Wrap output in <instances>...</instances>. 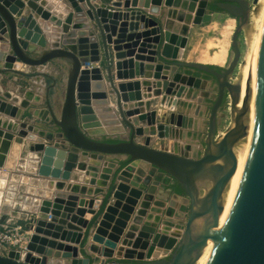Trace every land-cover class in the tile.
Segmentation results:
<instances>
[{
	"label": "water",
	"instance_id": "1",
	"mask_svg": "<svg viewBox=\"0 0 264 264\" xmlns=\"http://www.w3.org/2000/svg\"><path fill=\"white\" fill-rule=\"evenodd\" d=\"M258 1L215 2L219 10L239 20L232 36L234 58L227 68L218 70L212 64L169 60L162 51L169 36L164 31L162 15L170 18L179 9L182 11L179 15L190 25L194 15L198 21L213 12L210 7L213 0H0V63L21 70L22 65L38 67L54 60L70 62L59 114L52 106L49 89L43 111L40 108L31 111L28 100L0 95V126H5V115L19 121L10 123L9 128L37 132L36 127L23 119L31 115L40 117L42 122L51 121L57 127V132L47 133V137L63 140L66 144L62 148L86 156L93 154L99 160L104 156L112 159L103 168L92 169L88 184L58 182L57 187L64 190L57 192L54 200H43L41 207V212L50 215V223L44 222L50 228H66L81 235L84 226L75 223L74 216L83 197H94L85 218L91 223L94 217L99 218L86 240L88 244L92 238L101 245L94 247L100 256L95 264H196L204 248L217 236L224 210L222 196L237 169L234 148L243 140L241 164L235 175V198L207 264H264V30L243 127L224 142L218 134L219 112L228 96L232 118L238 121L235 112L241 86L231 81V75L242 56L239 33L249 23L252 4ZM49 5L58 12H52ZM146 18L158 26L160 46L152 47L150 42L131 44L143 33ZM90 21L95 22L98 36L90 31ZM45 22L62 30L61 45L50 44L47 33L52 28L45 29L42 26ZM28 27L32 28L31 35L26 33ZM88 43L94 44L95 53L84 50ZM101 44L108 84L98 98L113 105L111 111L119 127L112 129L105 128L95 104L83 103L79 97L83 72L90 61L100 60ZM123 44L126 49L115 50ZM204 74L216 80L217 97L210 109L205 149L199 156H193L184 153L178 141L183 115H177V111L184 106L182 98L186 93L190 97L194 90L206 85L208 79ZM106 88L114 103L108 101ZM156 105L166 112L157 115L153 110ZM126 128L129 138L111 141L115 139L111 134L124 132ZM141 135L154 140L169 139V147L159 149L153 143H142L137 139ZM124 162L127 164L123 165ZM174 182L181 192L171 187ZM157 193L182 198L186 205L182 209L188 210L186 220L172 217L175 214L172 201L166 217L155 219L161 224L158 230L155 223H144ZM61 195L64 199L58 198ZM108 195L113 196V203L107 202L99 213ZM17 199H22V195ZM155 204L163 205L160 201ZM178 215L184 216L182 210ZM7 219L8 214L3 213L0 225ZM130 249L140 250L146 259L134 258L128 254L132 252ZM44 251L0 254V264H45ZM115 254L124 255V259L116 258Z\"/></svg>",
	"mask_w": 264,
	"mask_h": 264
},
{
	"label": "rangeland",
	"instance_id": "2",
	"mask_svg": "<svg viewBox=\"0 0 264 264\" xmlns=\"http://www.w3.org/2000/svg\"><path fill=\"white\" fill-rule=\"evenodd\" d=\"M252 1L253 0H250V2ZM252 6L251 11L256 7V4H252ZM223 14L224 15L219 19L218 23H214V20L216 19L205 20L204 18H201L194 26L196 32L191 34V40L185 47L184 57L188 60L184 61H201L202 63L221 65L224 66L223 68H227L229 66L235 55L231 42L233 34L230 35L231 31L226 32L227 34L223 31L226 27L227 21L229 20L228 19L224 23L228 13L225 12ZM178 15L179 12L177 11V14H175L173 18ZM164 16L165 15L163 14L162 17ZM235 22L236 29L239 24V20H235ZM43 25L47 30L52 28V31L47 33L50 44L54 46L61 45L63 39L62 30L60 31V28L53 24H49L48 26L46 22L43 23ZM248 25L249 23L244 27H247ZM90 26V31L98 36L99 33L95 22L90 21ZM244 27L239 33V44L242 51L239 64L244 60L245 51L247 49L245 42L247 34L246 28ZM29 29L32 30V28ZM98 39L100 42L99 37ZM220 41H225V53L222 60H219L218 58ZM33 54H35V52H33ZM84 58L89 60V57ZM239 64L231 75L232 82H237L239 76ZM69 65L70 62L68 60H54L38 67L24 65L21 70H12L5 64L0 63V68H3L4 70L0 72V95L6 96V94H9L11 97H19L20 100L29 101V99H25V96H32L34 93L39 94L40 92H45L46 87L48 88L51 84L50 82H52L51 78H47V75L45 74H50L52 79L54 78L55 84L51 87L49 97L54 110L59 114L65 96ZM20 71L27 73H23L24 75L20 76L17 74ZM204 76H206V74H204ZM83 78L87 79L91 84L88 85L86 83L85 88H88L90 94L95 98H92V102L94 104L97 102L96 98L98 99V95L103 93L102 90L104 89V85L108 84L107 62L102 44L100 45V60L90 61L88 63L86 71L83 72ZM207 79L208 81L206 85L198 89L201 93V97L203 96L201 101L203 103L201 110V117L203 118V121H200V128L202 129V132L200 133L202 137L200 154L203 153L205 149V139L208 131V119L211 105L217 97V83L209 76ZM56 87H58L57 91L54 89ZM105 92L108 95V101L110 103H114L113 95L108 93L107 88L105 89ZM205 92H207V95H205ZM81 102L91 103L90 101L82 100ZM111 105L112 104H110V106ZM41 107L45 109V103H42ZM111 107L113 108V105ZM156 107L161 106L156 105L153 109L156 111L157 115H160L161 113L159 111L157 112L158 109H156ZM183 107L177 111V115H183ZM34 109H36V107H33L32 104H30V110L33 111ZM0 116L2 115L0 114ZM3 118L7 121L5 126H0V170H4L7 173V178H0V214L2 215L3 213H6L8 214V219L13 217V219L18 220V222L22 221L23 226H25L29 232L27 235V243L23 246V248H13L11 251H33L37 253V249H44L45 251L42 255L47 258V262L45 264H76L77 261L71 257L74 255L76 257H82L83 255L79 251L77 243L81 235L79 236L78 233L70 231L66 228H50V226L47 225L50 223V215L41 212L42 202L43 200H54L56 193L64 190V188L59 189L57 187L58 182L78 184L79 186L88 184V181L92 178V169L95 167L103 168L106 166L107 162L112 159L111 157L104 156L101 160H99L100 163L97 161L89 162L88 159L83 160L82 157H80L86 156L81 152L75 153L71 149L62 148L61 145L66 144L63 140H58L56 138L49 139L47 137V133L55 134L57 132V127L51 121L42 122L40 117H34L32 115L26 116L23 121L38 129L37 132H33L22 128L13 130L9 128V124L11 123L12 125L19 121H16L15 119L13 120V117L11 116L9 117L3 115ZM233 125L231 98L228 96L219 112L218 134H220V137H224L225 133ZM111 136L118 140H124L129 138V130L126 128L124 132L111 134ZM102 138H104V136H102ZM137 139L142 143H159L157 146L162 147V149L169 147V139H155L152 141L151 138L148 139V137L144 135L138 136ZM184 150L186 149H183V151ZM87 156L94 155L89 154ZM7 167L8 169L5 170ZM81 178H83V181L80 180ZM10 189H15L16 192H14L18 197L22 195V199H16V201L20 203L16 207L4 204L5 195ZM58 198L64 199V196L61 195L58 196ZM84 198L85 200L81 205L88 206L92 203L91 206H93L94 202H90L88 199H93L94 197L86 196ZM113 200V196H110L108 204L113 203ZM81 205L77 210L78 212L74 216V220L77 224L85 226L87 223L85 214L89 208L84 210V206ZM183 205L186 206L184 203ZM174 206H176L175 214L172 217L177 220L185 221L188 210H183L182 206L179 204H175ZM179 210H182L184 216L178 215V212H180ZM152 213L156 214L157 212L153 211ZM165 215L166 211L160 215L161 219H164ZM97 218L91 223L90 227L99 222V218ZM156 218L157 216H155L150 222L158 225L156 227L154 226V228L158 230L161 224L155 220ZM88 236L89 235H87L84 239L85 241L83 240V247L87 245L86 240ZM91 241H93L92 238ZM130 255L133 256V254ZM97 256H99L98 252ZM119 258L124 259V255ZM134 258L146 259L140 250H138V253Z\"/></svg>",
	"mask_w": 264,
	"mask_h": 264
},
{
	"label": "crops",
	"instance_id": "3",
	"mask_svg": "<svg viewBox=\"0 0 264 264\" xmlns=\"http://www.w3.org/2000/svg\"><path fill=\"white\" fill-rule=\"evenodd\" d=\"M108 2H111L112 0H105ZM178 12H180L181 10L177 9ZM52 12H58L54 7L51 8ZM182 12V11H181ZM223 13H225L224 11H213L210 13V15L206 16L205 20L208 19H216L214 20V23H218L219 19L222 18V16L224 15ZM165 16L162 17V22H163V27H164V31H168L169 32V36L167 38V40L165 41V43L163 44V52H165V54L168 56L169 60H188L186 59L185 56V47L186 45H188L189 41L191 40V34L196 32V29L194 28V26L200 21H196L195 19H197V16L194 15V20L191 23V25H187L184 22V17L183 16H177L175 18L172 17H167L166 14H164ZM232 16H230L229 14H227L224 23L230 19ZM236 20V19H235ZM40 22H43L41 19H39ZM42 24V23H41ZM43 26V24H42ZM157 24L155 23L154 25V30L156 32V39H154L153 41H151L149 44L152 47L155 46H160L159 45V40H160V35L157 32L156 28H157ZM194 28V29H193ZM145 31V29H143V32ZM174 36V37H173ZM186 37V39H184L185 41H183V38ZM132 44V43H131ZM127 48L126 44H123L119 47V49H115V50H124ZM227 60H228V56H227ZM197 62H201V61H197ZM206 64H212V63H206ZM215 66H219V67H224L221 65H216V64H212ZM42 69V68H39ZM25 71V70H23ZM23 73H27V72H18L17 74L20 76H23ZM45 74V73H43ZM47 75V78H51L50 82L51 84L48 86V88L46 87L45 92H40L38 93H34L32 96H25V99H29L30 104H32V106L36 107V108H40L42 111L44 110L42 106V103L46 104V95L49 89V92L51 90V87L54 86L55 84V80L54 78L52 79V76H50V74H45ZM206 77V76H205ZM138 78H142V76L138 77ZM16 79V78H15ZM55 91L58 90V87L54 88ZM203 97V96H202ZM201 97V93L198 90H194V94L192 96H188L187 93L186 95L182 98V102H184L185 106L183 107V125L181 128H179L181 130V138L178 140L182 146L185 153H190L193 156H199L200 152H201V147H202V137L200 135V133L202 132L201 128H200V121H203V118L201 117V110L203 107V103L200 101ZM157 112L159 111L161 114H164L166 111L161 108V107H156ZM156 112V111H155ZM14 120V118H13ZM152 141L154 140L153 137H151ZM157 144H153L156 148L162 149V147L157 146ZM187 147H189L190 150H187ZM167 149V147L165 148ZM82 157L83 160L88 159L89 162H99L98 156H80ZM1 160V159H0ZM1 168V166H0ZM3 168V167H2ZM8 169L5 168V170ZM0 178L1 179H6L7 178V173L4 170H0ZM56 187V185H55ZM160 193V192H159ZM159 193H157L155 201L152 203V207L151 209H149L147 215L144 217L143 222H150L154 219L155 216H159L163 214L164 211H166L169 206L171 205V202L173 201L174 204H179V205H183V199L179 198L176 199L174 198L172 195H168L166 194V197H162L161 195H159ZM85 200V198H82V203ZM87 200V199H86ZM88 201L90 202H94V199H88ZM160 201L162 202V206H157V204H155V202ZM6 204H8V202H6ZM16 204V203H15ZM13 203V205H15ZM20 203L17 202V205H19ZM92 204V203H91ZM90 205H81L84 206V210L91 208L92 206ZM168 204V205H167ZM173 207L175 208L176 206L173 205ZM153 208H159V211H154L152 210ZM157 212L152 213V212ZM180 211V210H179ZM166 217V215L164 216V218ZM19 223H22V221H19ZM90 225L91 222H87L86 225L84 226V230L81 233V236L79 234V240H78V248L79 251L83 254L82 257H76L75 255L72 256V258L74 260L77 261L76 264H95L96 263V257H97V252L96 250H94V247H100L101 245H98L96 243H94L93 241H91V239L89 240V243L87 245H85V247H83V240L86 238L87 235H89L90 233ZM117 252V251H116ZM115 256H117L115 254ZM118 258V257H116ZM123 262H126V260H123Z\"/></svg>",
	"mask_w": 264,
	"mask_h": 264
},
{
	"label": "bare ground",
	"instance_id": "4",
	"mask_svg": "<svg viewBox=\"0 0 264 264\" xmlns=\"http://www.w3.org/2000/svg\"><path fill=\"white\" fill-rule=\"evenodd\" d=\"M49 6H51V5H49ZM51 8H52V6H51ZM143 24L145 26V28H144L145 31L139 37H137L135 40H133V42H132L133 45H140L144 42H151L154 39H156V32L153 28L155 25L154 22L150 18H146L144 20ZM235 24H236L235 18L232 17L231 19H229L227 21L226 27L223 29V31L225 33L228 31L229 32L231 31L230 35H232L234 33ZM244 28H246V34H247L246 35V41H245L246 45H247V49L245 51L244 60L239 64V76H238L237 82H235L237 84H240V86H241L239 101L237 103V111L235 112V115L237 116L238 121L233 120L234 125L232 127H230L229 130L225 133L224 137H222L221 142L226 141L235 131L241 129L243 127L244 122H245L247 100H248V96H249V93H250L251 88H252L253 76H254V71H255L257 56H258V50H259L260 41H261V37L263 34V30H264V0H259L258 3L256 4V7L250 12L249 25L247 27H244ZM26 33H27V35H31V33H32L31 29H27ZM224 42L225 41H220V44H219V48H218L219 49V53H218L219 60H222L224 53H225ZM84 46H85V47H83L84 50L89 51V53H91L92 51L95 53V47H94L93 43L92 44L89 43V44L84 45ZM92 48H94V49H92ZM117 48H119V47H117ZM19 66H21V65H19ZM22 66H24V65H22ZM86 83L88 85L90 84L87 79L83 78V75H82V78L80 81L79 97L82 101H90L93 104L92 100L95 98L90 94L89 89L85 88ZM96 100H97V102H95L94 104L96 106L98 113L100 114L101 118L103 119V121L106 125L105 128L112 129L115 126H118L115 118H113V112L111 111L112 105L111 106H110V104L106 105L107 104L106 101L101 100L99 98L98 99L96 98ZM243 142H244V140L241 143L237 144L234 148V154L237 158V169H236L234 175L231 177L230 181L228 182V184L224 190L223 196H222L224 210L220 216L219 229L217 232V236L215 237V239L211 243H209L204 248L201 257L198 259L196 264H207V262L211 256V253L214 249V246L217 242V239L221 233V230L224 226V223L227 219V216L230 212L231 206H232L234 198H235V190H234L235 175H236L237 171L239 170L240 164H241ZM219 162H222V161H219ZM120 192L123 193V190L120 189ZM60 202L63 203V201H60ZM130 250H132V249H130ZM129 253L133 254V256H136L138 251L132 250V252H129Z\"/></svg>",
	"mask_w": 264,
	"mask_h": 264
},
{
	"label": "built area",
	"instance_id": "5",
	"mask_svg": "<svg viewBox=\"0 0 264 264\" xmlns=\"http://www.w3.org/2000/svg\"><path fill=\"white\" fill-rule=\"evenodd\" d=\"M15 189H10L6 195L4 204L8 202L7 205L17 206L16 199L17 194L14 192ZM1 218V214H0ZM29 234L27 228L19 223L18 220H14L13 217L6 220L0 225V254H8L13 248H23L27 243V235Z\"/></svg>",
	"mask_w": 264,
	"mask_h": 264
},
{
	"label": "trees",
	"instance_id": "6",
	"mask_svg": "<svg viewBox=\"0 0 264 264\" xmlns=\"http://www.w3.org/2000/svg\"><path fill=\"white\" fill-rule=\"evenodd\" d=\"M216 1H219V0H215V1L211 4L210 7H211V9H212L213 11H220L219 8H217L216 5H215V2H216ZM215 67H216L218 70H222V69H223L222 67H219V66H215ZM196 74H199V73L196 72ZM209 76H210V75H209ZM111 141H118V139H114V140H111ZM125 164H127V163L124 162L123 165H125ZM171 187L174 188L175 191H177V192H181V188H180V186H179L178 183H174V184H172ZM112 189H113V187H111L109 194L111 193ZM108 199H109V195L105 198L104 204H103V206H102V208H101V210H100L99 213H102V211L104 210L105 205H106V203L108 202ZM96 218H97V216L94 217V219H93L92 222H94V221L96 220ZM84 241H85V240H84Z\"/></svg>",
	"mask_w": 264,
	"mask_h": 264
},
{
	"label": "flooded vegetation",
	"instance_id": "7",
	"mask_svg": "<svg viewBox=\"0 0 264 264\" xmlns=\"http://www.w3.org/2000/svg\"><path fill=\"white\" fill-rule=\"evenodd\" d=\"M213 1H215V0H213ZM208 76L209 75H206V77L208 78ZM209 77H211V79H213L215 82H216V80L212 77V76H209ZM175 183V182H174ZM174 189V188H173ZM168 195H171V193H169Z\"/></svg>",
	"mask_w": 264,
	"mask_h": 264
}]
</instances>
